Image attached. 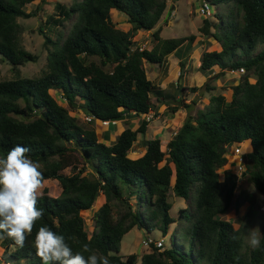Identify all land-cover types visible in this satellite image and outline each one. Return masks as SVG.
Here are the masks:
<instances>
[{"label": "trees", "instance_id": "16d2710c", "mask_svg": "<svg viewBox=\"0 0 264 264\" xmlns=\"http://www.w3.org/2000/svg\"><path fill=\"white\" fill-rule=\"evenodd\" d=\"M37 1L0 0V56L18 73L12 80L0 81V157L17 144L30 148V158L40 163L46 181L59 182L62 195L52 198L48 189L43 191L38 203L43 219L23 248L11 239L0 240L1 264H42L33 247L42 225L64 235L74 253L89 243L98 255L108 256L110 264H138L137 255L126 259L120 255L123 238L135 228L167 236L175 223L171 192L190 200L177 219L183 245L172 239L173 245L164 250L153 246L142 254V264H264V232L260 247L253 250L244 244L241 227L226 219L233 206L235 214L242 206L237 198L240 176L227 158L230 147L249 143L252 152L246 155L245 178L264 195V0H208L227 13L216 16L217 24L204 20L200 28L219 45L204 52L200 70L209 76L217 67L221 73L191 92L215 90L213 78L230 68L244 69L246 74L232 87L230 97H212L204 110L187 116L167 144L160 135L146 139L148 116L162 103L172 114L181 107L191 112L193 107L171 105L176 98L148 78L145 62L163 69L169 56L197 39L162 37L168 0L56 4L57 15L44 26L49 30L40 29L49 51L46 68L37 77H23L20 68L39 58L23 46L18 20L36 16L27 8ZM73 17L72 28L52 39L54 27ZM120 22L129 24L130 30L118 28ZM140 32H152V49L137 46L134 39ZM180 67L183 72L182 60ZM182 77L176 85L181 96L188 90L181 86ZM76 109L93 120L81 122L71 115ZM136 114L145 117L137 130L126 128L112 144L106 143L111 131H105L104 142L100 141L97 120ZM139 135L145 152L132 158L129 153ZM69 168L73 173L64 174ZM101 194L106 202L96 212L89 235L82 213L92 210ZM69 236L76 240H68Z\"/></svg>", "mask_w": 264, "mask_h": 264}, {"label": "rangeland", "instance_id": "374dc122", "mask_svg": "<svg viewBox=\"0 0 264 264\" xmlns=\"http://www.w3.org/2000/svg\"><path fill=\"white\" fill-rule=\"evenodd\" d=\"M72 0H40L32 5L28 6V11H36L37 15L30 19H19L18 22L21 26L22 36L21 41L23 46L26 48L27 51L32 53L33 55L39 58L37 63H29L28 65L20 68V74L23 77H37L40 73L46 68L47 65V58L49 51L45 47V38L43 34H41L40 29L44 28L46 21L52 15H57L55 6L58 3H62L69 7L71 5ZM209 4L211 11L209 15H203L201 13L203 8V2ZM168 10L165 14V17L161 23L163 27L162 37L165 39H174V38H182L188 36H196L197 39L194 42L196 44H188L185 45L181 51L180 55L186 54L193 55L192 61L190 64V69L188 68L186 74H183V81L181 86L187 88L188 90L184 91L182 96L179 97L180 91L177 88V84L172 87H169V95L171 98H176L175 100L171 101V105H191L193 107V111L186 109L185 107H181V110L176 114H172L166 109L164 103L159 106H162L159 109L154 111V113L160 114L159 118L155 116L154 113L150 114L149 117L151 121H149L148 132L146 135V139L153 140L157 136L161 137L163 142L167 144L171 138H173L180 126L185 122L186 117L192 114L193 116L196 115L198 111L204 110L211 100L212 97L223 95L226 98L230 97L232 87L238 85L241 81L246 72L242 73L240 71H230V69L226 70L222 76L219 78H213L211 85L215 87L213 91H206L200 90L199 94H194L191 92V89L194 87H203L206 82H208L210 77H215L219 75V68L215 67L211 74L205 75L201 70L197 71L192 68L193 65L196 64L198 66V60L201 62L202 56L204 52H211L219 48L218 43L210 39L209 37H205L203 34L200 33V28L203 26L204 20L211 21L212 24L219 23L218 19L216 18L217 15L222 13H227V9L224 7H217L214 6L211 1L208 0H168ZM113 20L117 21V17L115 12L112 13ZM62 21V20H61ZM75 21V17L71 20H63V24L54 27V31L50 33L52 39H56L57 34L62 32L66 34L71 28ZM118 28L121 30L128 32L130 30V25L127 23L120 22ZM47 31L46 28H44ZM49 30V29H48ZM212 32H215V27L212 25ZM136 41L137 46L143 49H152L155 42L152 32H140L134 39ZM261 51V48L258 52ZM197 55V56H196ZM185 58V57H184ZM171 65V64H170ZM148 78L155 82V84H161L165 81L172 80L171 78H167L165 76L159 77L155 74V68L152 67V64L145 62ZM171 71L176 72L175 67H173V63L171 65ZM217 69V71L215 70ZM218 72V73H216ZM176 81L179 80L178 72ZM198 73L200 76H198ZM17 72L12 70V66L6 62L2 61L0 56V81L5 80H12L17 77ZM169 75V74H168ZM180 76V75H179ZM201 76L206 78L203 82H201ZM250 82L254 84L256 82L255 79H251ZM177 83V82H176ZM198 93V92H197ZM59 96H61L59 94ZM63 105L67 106L66 100H61ZM183 101V102H180ZM188 101V102H187ZM181 103V104H180ZM193 103H196L195 105ZM72 116H76L80 119L81 122L86 121V115L83 111L76 109L71 112ZM177 117V118H175ZM170 118H175L176 121H170ZM145 119L144 116H140L137 118L127 119V121L116 122V124H112L108 128H103L99 122L95 123V127L98 132V136L100 141L104 142L102 134L105 131L110 132V140L106 142L107 144H112L116 141L119 133L126 128H130L132 130H137L140 126L142 121ZM169 120V121H168ZM174 129V130H172ZM143 141V137L141 135L138 136V142L135 144L133 150L129 153L130 157L138 158L141 157L145 149L142 148L141 142ZM235 146L230 147V153L228 155L229 165L231 168L237 169V158L232 154L234 151ZM243 154L249 155L252 151L249 147V143L244 144L242 147ZM163 150L167 151V146H164ZM82 168V165L79 166ZM229 168V167H228ZM230 169V168H229ZM73 171L71 168L64 171V174L70 175ZM247 175V174H246ZM245 176L240 177L239 179V187L237 189V198L242 204L238 214L234 213V206L230 210V212L226 215V219L233 220L238 226L241 227L242 231V238L244 244L249 246L248 239H249V232L252 229L257 230L260 235V239L264 232V195L257 191L245 178ZM223 178V175H221ZM48 189V195L52 198H58L62 195V188L58 181L56 180H49L46 181L43 191ZM106 198L104 195H100L97 199L95 205L93 206L92 210L89 212H83L82 215L86 221V230L88 231L89 235L92 234L94 229V216L96 212L105 204ZM170 203L172 204V209L170 211L171 217L175 219V223H173L170 232L167 236H164L158 230H152L150 232L146 230H140L138 228L133 229L129 234H127L122 241V247L120 255L126 259V257L130 255H137L138 256V264H142V254L149 253L151 249L146 248L143 246V242L148 238H153L155 240L163 239L165 243V247H171L173 245V241L176 240L179 246H182L183 243L181 239L177 235V227L180 223L177 219L179 216V211L186 207H189L190 200H184L181 198H177L174 196V193H170ZM134 209H136V205L134 201L131 202ZM251 211V212H250ZM250 212V213H249ZM247 213L250 216H246ZM141 250V253L139 252ZM1 264V262H0Z\"/></svg>", "mask_w": 264, "mask_h": 264}, {"label": "clouds", "instance_id": "9594fccd", "mask_svg": "<svg viewBox=\"0 0 264 264\" xmlns=\"http://www.w3.org/2000/svg\"><path fill=\"white\" fill-rule=\"evenodd\" d=\"M204 4L207 3L204 1ZM29 152L30 148L17 144L0 157V240L11 239L20 248L24 247L37 222L44 216V210L38 207V203L46 180L40 163L31 159ZM245 175L246 170L243 175L239 174L240 177ZM67 239L76 240L74 236ZM248 243L253 250L260 247L256 228L249 232ZM33 247L42 264H110L108 256L98 255L89 243H84L82 251L74 253L65 236L47 225L36 231ZM83 253L89 255L85 257Z\"/></svg>", "mask_w": 264, "mask_h": 264}, {"label": "crops", "instance_id": "0c3cea01", "mask_svg": "<svg viewBox=\"0 0 264 264\" xmlns=\"http://www.w3.org/2000/svg\"><path fill=\"white\" fill-rule=\"evenodd\" d=\"M115 15H116V17H117V13L115 12ZM125 21V20H124ZM123 21V22H124ZM196 44H194V46H195ZM197 56V55H196ZM185 57V58H184ZM192 58H193V55H186V54H184V55H180V51H178V52H176V53H174L173 55H171V56H169L168 57V59H167V61H166V63H165V67L162 69L160 66H158V65H154V64H152V67H154L155 68V74H157V76H159V77H162V76H165L166 77V75H167V78H171L172 80H170V81H165V82H163V83H161V84H158L159 86H161L163 89H169V87H172L173 88V86L175 85V84H177L178 83V81H176L175 79H176V75H177V73L176 72H178V77L180 78V76L179 75H181V67H180V62H181V60L185 63V65H186V67H185V70L183 71L184 72V74H186V71H187V69L189 68L190 69V66L192 65V64H190L191 63V61H192ZM172 63H173V67H175V70H176V72H173V71H171V65H172ZM171 64V65H170ZM198 66H196V64L195 65H193L192 66V68L193 69H195V70H197V71H200V68H201V62L198 60ZM216 71H217V69H215ZM216 73H218V72H216ZM221 73V71H219V74ZM169 74V75H168ZM198 76H200L199 75V73H198ZM201 82H203L204 81V79H206V78H204V77H202L201 76ZM182 81H183V79L180 81L181 82V84H182ZM177 82V83H176ZM184 82V81H183ZM198 88H200V87H198ZM194 94H199V91H198V93L196 92V93H194ZM180 94H179V97L178 98H180ZM168 97H169V93H168ZM188 102V101H187ZM164 106H166V109H168V107H167V105H164ZM162 106H159V105H157V111L159 112V109L161 108ZM159 108V109H158ZM163 108V107H162ZM152 113H154V112H151V114ZM155 114V116L157 117V118H159L160 116V114H157V113H154ZM175 118H177V117H175ZM175 118H170L169 120L170 121H176V120H174ZM187 118V117H186ZM168 120V121H169ZM186 121V120H185ZM172 130H174V129H172ZM177 131L179 130V129H176ZM177 131H174L175 133H177ZM106 133V132H105ZM103 134H104V132H103ZM102 134V137H104V135ZM172 139V138H171ZM49 181V180H48Z\"/></svg>", "mask_w": 264, "mask_h": 264}, {"label": "built area", "instance_id": "2783aa9c", "mask_svg": "<svg viewBox=\"0 0 264 264\" xmlns=\"http://www.w3.org/2000/svg\"><path fill=\"white\" fill-rule=\"evenodd\" d=\"M201 13L203 15H209L210 14V7L207 4L203 5L202 11ZM240 72L244 73L245 70L244 69H240ZM152 117H148V121H151ZM86 121L91 122L93 120L92 117H87L86 116ZM97 122H99L102 127L104 126H109L110 123L113 124H117L116 122H112V121H104V120H97ZM232 154L237 158V172H239L240 175H243V173L245 172V162H246V158L244 157L243 154V150L240 146H235L234 151H232ZM143 246H145L148 249H152V247H156L158 249L164 250L165 248V243L163 239L160 240H155L153 238L148 237L144 242H143Z\"/></svg>", "mask_w": 264, "mask_h": 264}, {"label": "water", "instance_id": "95a60500", "mask_svg": "<svg viewBox=\"0 0 264 264\" xmlns=\"http://www.w3.org/2000/svg\"><path fill=\"white\" fill-rule=\"evenodd\" d=\"M230 71H232V69L230 68ZM138 115H134V116H130V117H126V116H121V117H118V118H115V119H112L111 121L112 122H121V121H125L127 119H132V118H137ZM141 253V250L139 251Z\"/></svg>", "mask_w": 264, "mask_h": 264}]
</instances>
